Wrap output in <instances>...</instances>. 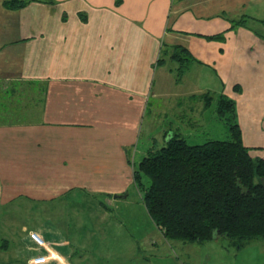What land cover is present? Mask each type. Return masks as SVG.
Segmentation results:
<instances>
[{"label": "crops", "instance_id": "0c3cea01", "mask_svg": "<svg viewBox=\"0 0 264 264\" xmlns=\"http://www.w3.org/2000/svg\"><path fill=\"white\" fill-rule=\"evenodd\" d=\"M26 1L9 9L0 0V264L169 255L176 248L134 180L153 147H141L152 98L197 94L193 84L178 90L185 73L162 58L164 41L180 39L190 76L212 79L210 97L235 100L239 85L243 142L264 159V0ZM250 122L258 130L246 136ZM122 207L141 218L135 231L120 225ZM135 233L139 244L117 247Z\"/></svg>", "mask_w": 264, "mask_h": 264}, {"label": "trees", "instance_id": "16d2710c", "mask_svg": "<svg viewBox=\"0 0 264 264\" xmlns=\"http://www.w3.org/2000/svg\"><path fill=\"white\" fill-rule=\"evenodd\" d=\"M26 4L5 2L9 9ZM192 60L176 59L180 75ZM219 97L224 98L223 114L234 107ZM230 132L227 141L201 145L173 134L163 146H153L135 168L143 203L168 240L204 243L225 238L238 250L264 240V159L251 155L237 126Z\"/></svg>", "mask_w": 264, "mask_h": 264}, {"label": "rangeland", "instance_id": "374dc122", "mask_svg": "<svg viewBox=\"0 0 264 264\" xmlns=\"http://www.w3.org/2000/svg\"><path fill=\"white\" fill-rule=\"evenodd\" d=\"M175 37L171 36L164 41L162 58L166 59L167 62L176 61L178 58L191 59L193 57L191 53L185 46H182L180 39L177 40ZM188 70H186L185 75L182 74L184 75L183 77L178 78L177 83H180L182 86H179L178 90L186 92V89L189 90L190 85L193 84L191 91L197 94L188 99H183L182 103H179L178 98L173 96L167 97L164 101L157 100L156 96H154L144 119L143 132L145 135L143 136L144 139H142L141 147L147 142L152 146L161 147L166 142V139L173 134L182 136L192 145H201L211 140L227 141L230 139V129H233L234 126L238 127L242 139H244V129L239 120V85L236 84V92L234 95L232 94V97L236 96L235 100L225 96L233 103L234 107L226 109V112L223 114L221 103L224 98L216 96L210 100L207 98L208 94L205 93L206 85L207 83L212 84L210 82L212 79H207L204 74L199 75V73L196 78L194 72L191 77ZM171 90H169V95L176 93V90ZM250 112L253 113V110H250ZM252 122L248 125V132L245 133L246 136L249 135L248 133H256L258 130L257 126ZM146 134H149V136ZM150 138L151 143L149 142ZM248 148L250 149V147ZM138 159L139 157H137L136 162H138ZM147 185H149V181H147ZM122 208L118 211L120 225H125V229L135 231L136 229L134 228L137 227L141 218L136 219V221L128 220L126 214H128L129 210L126 212ZM24 223H28V221ZM28 224L31 227L30 224L33 223L29 222ZM144 224L146 225V223ZM87 225L88 234L91 232L97 233L100 236L101 230L99 225V229L95 223H88ZM101 227L105 228L106 226L101 222ZM114 236L113 232L108 237L106 235L104 238L105 242H109L108 244L114 243L111 242ZM12 240L17 242L18 239L13 238ZM136 240H139V236L135 233L130 237L120 236L115 241L117 242V247L120 248L123 242L139 244ZM169 244L176 248L170 251L169 255L159 256L152 254L149 257L148 263L134 259L130 261V264H264V240L252 241L245 246L244 250L236 249L225 238H217L204 243L169 241ZM79 256L80 254L75 255V264H81ZM83 257L84 261L82 264H97L98 261L99 264H117V262L122 263L125 259L124 255L120 253H110L108 257L101 258V255L88 252L86 255L83 254Z\"/></svg>", "mask_w": 264, "mask_h": 264}]
</instances>
